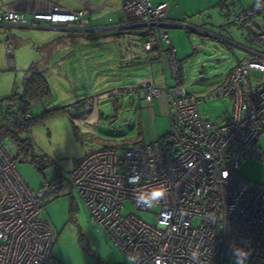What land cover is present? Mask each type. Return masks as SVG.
I'll use <instances>...</instances> for the list:
<instances>
[{"label": "built area", "instance_id": "obj_1", "mask_svg": "<svg viewBox=\"0 0 264 264\" xmlns=\"http://www.w3.org/2000/svg\"><path fill=\"white\" fill-rule=\"evenodd\" d=\"M77 1L81 7L49 0L48 8L28 14L17 2H2L0 26L86 30L88 15L111 4L109 0L100 5L97 0ZM119 1L125 18L106 30L136 33L151 64H161V83L155 84L150 76L97 98L142 90L149 103L163 93L169 130L142 146L104 147L88 153L72 170L68 183L46 181L37 190L26 185L0 144V264H53L50 251L55 233L40 217V208L65 187L78 194L94 227L105 231L126 258L135 253L138 264H193V252L199 264H235L234 247L250 251L245 264H264V184L236 173L246 158H264L258 148L264 134V30L257 35L260 48L247 49L248 54L212 93L213 98L228 97L232 103L228 117L216 123L201 110L202 98L188 93L183 85H169V78L180 77V67L168 30L188 25L168 17L166 2L153 6L151 0ZM258 16L264 17V0L240 10L235 20L244 26ZM4 48L12 57L10 40ZM29 116L25 114L24 119ZM158 184L165 186L167 195L152 206L158 208L153 223L132 213L122 214L125 201L151 212L152 207L136 203L134 192ZM195 219L199 220L196 225Z\"/></svg>", "mask_w": 264, "mask_h": 264}, {"label": "rangeland", "instance_id": "obj_2", "mask_svg": "<svg viewBox=\"0 0 264 264\" xmlns=\"http://www.w3.org/2000/svg\"><path fill=\"white\" fill-rule=\"evenodd\" d=\"M259 1H150L153 6L166 2L169 18L196 27L168 30L180 67V77L178 80L169 78V85H183L188 93L202 98L201 110L213 122L224 121L232 103L228 97L215 99L212 93L223 84L230 69L248 54L247 49L260 48L257 35L264 30V17L258 16L244 26L235 20L240 10ZM60 2L75 5L72 0ZM101 2L97 0L95 3L100 5ZM108 2L111 4L104 5L91 18L105 19L121 9L119 0ZM3 30L0 28V144L14 159L17 172L30 189H39L45 179L68 183L79 160L100 148L142 146L168 132L167 97L163 93L152 100V111L147 109L150 104L144 101L142 90L127 96L97 98L110 92L119 83L122 73L141 75L150 70L155 84L161 83V64L157 61L151 65L141 38L120 40L115 38L116 34L100 36L92 40V47L88 46L93 51H87L89 58L80 56L69 61L68 57L57 60L50 56L52 50L60 45L66 51L71 50L72 30L7 28L5 33L9 34L12 42V57L7 56L2 45ZM84 41L80 38L79 45L82 46ZM74 50L80 52L75 47ZM130 52L134 54L137 66L119 68L120 63L130 60ZM110 58L114 62H109ZM35 70L44 72L51 94L41 101L32 102L31 115L37 116L51 108L68 107L61 115L25 128L21 123L15 124L13 114L17 107L8 97L14 89L20 94L25 78ZM79 104H82L81 108L89 105L97 110L96 130L84 131L74 121L75 109H79L74 105ZM258 148L264 153V134L258 140ZM236 173L244 180L264 184V158H246ZM123 205L122 214H135L148 223H153L158 213L157 207L144 212L137 210L130 201ZM40 217L50 223L55 233L50 251L53 264H128L126 256L105 231L94 227L88 210L70 187H65L59 196L43 203ZM198 221L195 219L194 224Z\"/></svg>", "mask_w": 264, "mask_h": 264}, {"label": "crops", "instance_id": "obj_3", "mask_svg": "<svg viewBox=\"0 0 264 264\" xmlns=\"http://www.w3.org/2000/svg\"><path fill=\"white\" fill-rule=\"evenodd\" d=\"M72 1H74L75 5H69V6H73V7H81L82 6L79 1H77V0H72ZM2 2H17V5H19L20 8L23 11H25V13L28 14L29 13L28 11H30V10H35V9L39 10V9L48 8L49 0H0V5H1ZM103 6H101V8ZM101 8L99 9V11L92 12V13H90L88 15L89 18H90V23L86 27L87 28L86 30H77V29L72 30L74 32V33L71 32L72 33L71 34V38H73L72 39L73 44L71 45V50L70 51H66L63 48V45H60L59 47L54 48L52 50L50 58L57 59V60L59 58H61V60H62L64 57H68L69 61H70V59H73V61H75L80 56H85V57L89 58L90 56H89V53L87 54V51L90 50V51H88L90 53L93 52V51H91L92 49L88 48V46L92 47V45L90 44V43H93L92 40H95L96 38H98L100 36L106 37L109 34H112V35L116 34V35H114V36H116L115 38L116 39H120V40H126L127 38H129V39L140 38L136 33L132 32V31H122V32H118L117 33V32H114V31L106 30L105 27L109 26L110 24H112V23H110V21L120 22V21H122L125 18V15L122 13L121 9H118L117 12H115L114 14H112V13L109 14L107 17H105V19H101V18H97V17L91 18V15L99 13ZM170 19L174 20L172 18H170ZM174 21H176V20H174ZM179 22H182V21H179ZM186 25H188V24H186ZM0 28L4 29L2 31L4 35H1L3 37L2 45L4 47L5 42L9 41V40L11 41V39H10L9 34L5 33L6 28L3 27V26H0ZM9 28H15V29H18V28L50 29V28H47V27H33V26H30V25H26V26L12 25ZM171 28H176L177 29V28H183V27H171ZM184 28L196 29V27H192L190 25H188V27H184ZM262 29H264V28H262ZM52 30H56V29H52ZM80 38H83L85 40L84 43H83L84 47H83V45L82 46L79 45ZM60 47L62 49L59 50V51H56ZM74 47L76 49H78L80 52H76L74 50ZM114 48L112 47V49H114ZM4 50H5V48H4ZM145 53H146V51H145ZM6 54H7V52H6ZM86 54L88 56H86ZM7 56H8V54H7ZM128 57H130V60L120 63L119 64V66H120L119 68L125 69L124 67H126L127 65H128V67L132 66L133 68L137 66L136 65L137 64L136 59L135 58L133 59L134 54L130 52ZM110 59L111 60L109 62H111V63L114 62V60H112V58H110ZM10 63H13V61L10 60ZM137 71L138 70H135V72H137ZM106 75L111 76L108 73ZM120 76H121V78L118 80L119 83L116 84L112 88L122 87L124 85H128V84L134 83V82H136L138 80H143L144 78H149L150 76L153 77V74H152V72L150 70H148L147 72L145 71V74H141V75H136V74H133V73L130 72L128 74L122 73ZM153 80H154V78H153ZM151 102H149L150 106L147 107V109L150 110V111H152ZM166 102H167V99H166ZM167 106H168V104H167ZM75 111L76 112L73 115V119L79 126L82 127V130L87 131V132H91L93 130H96V125L98 124V119H99V118H97V116H98L97 110H95L96 111L95 114H93L90 111H87L86 108L75 109ZM30 114H31V112H30ZM93 115L96 116V117H94V119L92 118ZM168 115H169V109H168ZM46 181H48V180L45 179L44 182H46ZM44 182L40 185V187L44 184Z\"/></svg>", "mask_w": 264, "mask_h": 264}, {"label": "trees", "instance_id": "obj_4", "mask_svg": "<svg viewBox=\"0 0 264 264\" xmlns=\"http://www.w3.org/2000/svg\"><path fill=\"white\" fill-rule=\"evenodd\" d=\"M50 94V85L44 72L37 70L33 71L31 75L25 78L22 92L18 94L14 89L12 94L8 97V100L14 102V105L17 107V111L13 114V118L16 121L15 124L17 125V123H19L20 125L21 123V125L26 128L42 124L58 114H63L68 106L47 109L37 116H32L30 114L32 102L48 98ZM25 114H30V116L24 119Z\"/></svg>", "mask_w": 264, "mask_h": 264}, {"label": "clouds", "instance_id": "obj_5", "mask_svg": "<svg viewBox=\"0 0 264 264\" xmlns=\"http://www.w3.org/2000/svg\"><path fill=\"white\" fill-rule=\"evenodd\" d=\"M167 195V190L163 184L153 185L147 187L141 192H134V199L139 205L145 207H152L158 204ZM233 256L235 259V264H245V261L250 256V251L243 247H234L232 249ZM190 259L193 264H199L198 255L193 252ZM128 264H138V256L135 253H131L127 257Z\"/></svg>", "mask_w": 264, "mask_h": 264}, {"label": "bare ground", "instance_id": "obj_6", "mask_svg": "<svg viewBox=\"0 0 264 264\" xmlns=\"http://www.w3.org/2000/svg\"><path fill=\"white\" fill-rule=\"evenodd\" d=\"M86 110L92 112L93 114H95V112H96L95 111L96 110L95 107H93V108L91 107V108L86 109ZM94 117H96V116L93 115L92 118L94 119Z\"/></svg>", "mask_w": 264, "mask_h": 264}]
</instances>
